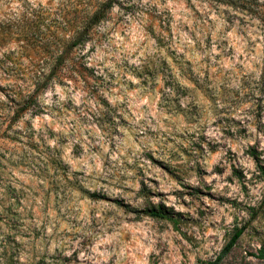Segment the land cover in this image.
Here are the masks:
<instances>
[{
  "label": "rangeland",
  "instance_id": "rangeland-1",
  "mask_svg": "<svg viewBox=\"0 0 264 264\" xmlns=\"http://www.w3.org/2000/svg\"><path fill=\"white\" fill-rule=\"evenodd\" d=\"M28 1L79 24L107 0ZM222 10L111 0L65 45L86 77L51 78L25 111L0 79V205L13 221H0V264H206L238 228L217 264H264V30ZM51 30L41 23L46 74L45 39L69 35Z\"/></svg>",
  "mask_w": 264,
  "mask_h": 264
},
{
  "label": "trees",
  "instance_id": "trees-1",
  "mask_svg": "<svg viewBox=\"0 0 264 264\" xmlns=\"http://www.w3.org/2000/svg\"><path fill=\"white\" fill-rule=\"evenodd\" d=\"M214 1L218 5H223V14L227 11H233L234 13L249 15L257 19L264 30V0ZM110 3L111 0H107L106 3L98 7L86 6L80 23L74 24L71 23L69 17H66L62 6L54 5L52 2L41 5L40 3H31L28 0H0V79L7 81L10 91L13 93L11 100L16 105L20 104L19 111L30 108L31 102L34 101L40 91L45 89L51 78L73 76L74 74H83L86 77L87 68L74 57L71 46L66 47L65 45L71 39L86 37L95 25L103 20L104 13ZM41 23L46 31L51 32V28L54 27L56 30L67 29L69 34L60 42H53L49 38L45 39L47 57L48 55L54 56V63L48 74H46L45 68L50 63L46 61L41 67ZM50 45H63L65 48L63 46L53 48ZM31 52H34L38 59L29 57V62L23 66L22 57L30 56ZM31 85L35 86L32 92L30 91ZM104 104L108 106L105 101ZM0 212L3 214L0 221L10 227L13 221L7 215L6 208L4 209L0 205ZM241 233L242 228L236 229L216 260L208 261L206 264H217L236 243ZM256 257L264 260L263 248L258 250Z\"/></svg>",
  "mask_w": 264,
  "mask_h": 264
}]
</instances>
